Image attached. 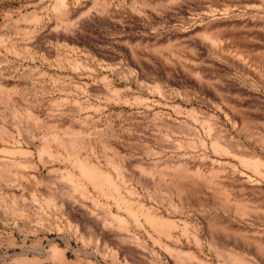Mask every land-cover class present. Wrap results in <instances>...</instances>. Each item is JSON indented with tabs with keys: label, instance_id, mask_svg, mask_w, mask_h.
<instances>
[{
	"label": "rangeland",
	"instance_id": "rangeland-1",
	"mask_svg": "<svg viewBox=\"0 0 264 264\" xmlns=\"http://www.w3.org/2000/svg\"><path fill=\"white\" fill-rule=\"evenodd\" d=\"M22 260L264 264V0H0Z\"/></svg>",
	"mask_w": 264,
	"mask_h": 264
},
{
	"label": "bare ground",
	"instance_id": "bare-ground-1",
	"mask_svg": "<svg viewBox=\"0 0 264 264\" xmlns=\"http://www.w3.org/2000/svg\"><path fill=\"white\" fill-rule=\"evenodd\" d=\"M50 253H51V255L56 256V254H57L58 252L56 251V248H51ZM23 262H25V260H24V261L22 260L19 264H22Z\"/></svg>",
	"mask_w": 264,
	"mask_h": 264
}]
</instances>
